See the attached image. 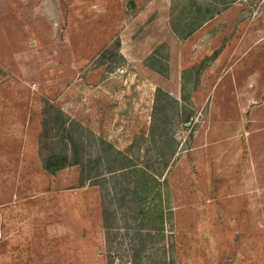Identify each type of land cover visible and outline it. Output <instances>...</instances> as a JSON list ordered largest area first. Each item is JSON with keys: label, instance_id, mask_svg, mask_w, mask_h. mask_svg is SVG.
<instances>
[{"label": "rangeland", "instance_id": "rangeland-1", "mask_svg": "<svg viewBox=\"0 0 264 264\" xmlns=\"http://www.w3.org/2000/svg\"><path fill=\"white\" fill-rule=\"evenodd\" d=\"M0 264H264V0H0Z\"/></svg>", "mask_w": 264, "mask_h": 264}, {"label": "trees", "instance_id": "trees-1", "mask_svg": "<svg viewBox=\"0 0 264 264\" xmlns=\"http://www.w3.org/2000/svg\"><path fill=\"white\" fill-rule=\"evenodd\" d=\"M182 113H185V117L183 119L184 123H189L192 116L193 112L187 111L186 108L182 109ZM46 114L49 116L46 120L43 121V132L42 136L43 137H48L50 135L51 130H55L58 134H60L61 140L65 141V146H70L72 149V155L71 157L63 156L59 157L56 156L55 154L49 152L46 155L43 154L41 155V163L46 172H49L51 174H57L58 172L69 168V167H79L80 168V184L83 186V184L86 181L91 182L92 179L96 178V176L91 175V169L89 170L88 174L86 175V168L84 165L83 160L81 159V150L79 146L78 140H76L72 132L70 131V125H72V122L60 111L59 109H55L53 107H50L46 110ZM100 143L104 144V142L101 140ZM41 149L40 152L42 153L43 150H48L49 146L46 144L40 145ZM112 148V147H111ZM125 160H127L126 157H124ZM101 162V159L92 161L93 166L96 167L99 163ZM109 168L108 170L111 172L113 167H111V162L108 163ZM127 168H123V166L119 169H116L115 171L113 170L112 173L114 172H125Z\"/></svg>", "mask_w": 264, "mask_h": 264}, {"label": "crops", "instance_id": "crops-1", "mask_svg": "<svg viewBox=\"0 0 264 264\" xmlns=\"http://www.w3.org/2000/svg\"><path fill=\"white\" fill-rule=\"evenodd\" d=\"M188 111V110H187ZM244 161H241V163H243ZM242 168L240 169V172L238 175H235V177H237L238 180H236L234 182L235 186H237L239 189L244 187V178L246 179L249 176L248 171H241ZM232 174V173H231ZM237 174V171H236ZM254 178H255V183L258 184V173L255 172V174L253 173ZM231 178H233V176L231 175ZM234 186V185H232Z\"/></svg>", "mask_w": 264, "mask_h": 264}, {"label": "built area", "instance_id": "built-area-1", "mask_svg": "<svg viewBox=\"0 0 264 264\" xmlns=\"http://www.w3.org/2000/svg\"><path fill=\"white\" fill-rule=\"evenodd\" d=\"M124 71H121V73H123Z\"/></svg>", "mask_w": 264, "mask_h": 264}]
</instances>
